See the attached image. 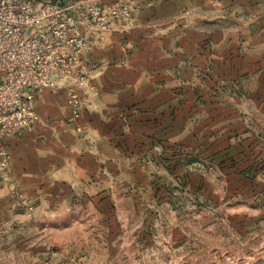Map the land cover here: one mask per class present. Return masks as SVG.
<instances>
[{
    "label": "rangeland",
    "instance_id": "374dc122",
    "mask_svg": "<svg viewBox=\"0 0 264 264\" xmlns=\"http://www.w3.org/2000/svg\"><path fill=\"white\" fill-rule=\"evenodd\" d=\"M244 1L205 11L199 57H138V72L120 56L98 63L82 132L63 121L66 141L47 147L72 168L94 165L95 116L108 180L89 198L100 186L74 167L73 200L48 217L4 182L0 264H264V0Z\"/></svg>",
    "mask_w": 264,
    "mask_h": 264
},
{
    "label": "built area",
    "instance_id": "2783aa9c",
    "mask_svg": "<svg viewBox=\"0 0 264 264\" xmlns=\"http://www.w3.org/2000/svg\"><path fill=\"white\" fill-rule=\"evenodd\" d=\"M142 7L143 0H0V181L12 179L5 141L41 123L45 91L64 90L66 124L82 132L84 96L100 68L85 55L130 29Z\"/></svg>",
    "mask_w": 264,
    "mask_h": 264
},
{
    "label": "crops",
    "instance_id": "0c3cea01",
    "mask_svg": "<svg viewBox=\"0 0 264 264\" xmlns=\"http://www.w3.org/2000/svg\"><path fill=\"white\" fill-rule=\"evenodd\" d=\"M221 2L222 0H143L135 28L127 33L111 34L103 46L86 54L85 59L90 63L103 64L108 61L107 59L120 56L126 58V61L122 62L121 70L138 72L140 65L135 61L138 57L165 58L166 62L173 57H199L201 49L199 43L206 37V34L199 32V26L203 22L201 19L205 20L203 15L206 10L220 8ZM227 3L236 10L243 6L245 1L228 0ZM192 18L193 20H190ZM99 85L100 89L105 88L107 82L101 79ZM61 97L66 99L63 89L45 91L40 96L38 104L41 123L25 131L21 137L5 141L12 155V179L9 183L12 186L16 185L28 199L36 202L37 216L40 217L60 214V206L66 201L73 200V186L78 182V175L72 170L74 167H77L79 173L86 179L85 185L92 184L91 188L93 185L100 186L95 193L89 191V198L97 196V192L103 189L102 184L108 180L106 173L109 161L108 157L103 155V151L106 149L105 152L108 154L109 133L107 127L103 130L102 124L94 125L93 120H97L95 116L92 117L90 124L93 127L90 126L88 131L91 137L92 133L98 137V141L96 140L98 145L89 147L85 142L88 147L85 149L86 154L90 153L94 158L93 166H86L81 157H77L73 168L70 162L65 164L50 158L49 154L54 155L56 152L51 148L65 142L67 137L66 130L62 127V122L65 123L66 118L62 120L56 112ZM99 98H103L102 93L97 99ZM64 108L69 114L67 106ZM151 113L153 112L150 111L148 115ZM73 131L75 132L74 129ZM90 136H85L84 139ZM4 185L5 183L0 181V187ZM4 195L3 200H9L8 194Z\"/></svg>",
    "mask_w": 264,
    "mask_h": 264
}]
</instances>
